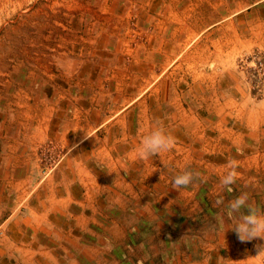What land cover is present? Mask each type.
I'll return each instance as SVG.
<instances>
[{
    "label": "rangeland",
    "instance_id": "obj_1",
    "mask_svg": "<svg viewBox=\"0 0 264 264\" xmlns=\"http://www.w3.org/2000/svg\"><path fill=\"white\" fill-rule=\"evenodd\" d=\"M198 3L199 0H0V43L8 54L0 64V120L4 107H10L11 114L13 108H24V103L35 105L50 98L69 105L88 99L95 105L102 100V107L107 105L108 110L111 101L112 106H118L124 86L130 90L141 82V50L151 48L152 38H157L160 45H165L168 38L176 39L182 32L172 30L170 25L195 12ZM159 61L164 67L162 59ZM236 65L251 98H264V49L256 48L241 56ZM118 69L122 73H115ZM183 70L177 77H187L188 82L199 77L190 63ZM30 80L37 81L35 87L29 85ZM39 82L48 90L40 89ZM73 87L75 92L71 91ZM88 90L91 94H87ZM56 94H60L58 98ZM40 95L45 98L41 100ZM144 97L139 99L140 115L146 113ZM203 112L207 113L191 112L199 122L191 132L180 120L164 125L175 138L171 151L147 160L121 159L119 167L113 164L117 169L112 174L96 175L100 187L94 192V201L91 195L88 200L87 192H81L84 205L92 204L82 210V217L89 222L77 227V231L76 227L64 226V243L70 249L79 247L77 254L63 256L64 264H73L69 258L78 259L77 264H226L230 258L221 253L215 256L216 248L227 246L229 253L234 249L248 254L253 244L260 260L244 264H264V240L241 242L226 216L224 227L217 225V217L225 214L227 203L241 193H248L249 202L264 210V139L262 144L239 150L231 141H224L230 134L222 132L236 128L233 112H225L224 122L215 111L204 122ZM103 116L101 112V119ZM109 129L110 135L116 136L121 127ZM97 134L102 138L104 127ZM141 135L139 130V142ZM230 160L239 162L238 178L228 192L220 186V174ZM182 170L199 172L207 179H194L186 188L174 189L172 178ZM219 196L224 203L217 205ZM71 235L79 238L73 240Z\"/></svg>",
    "mask_w": 264,
    "mask_h": 264
},
{
    "label": "crops",
    "instance_id": "obj_2",
    "mask_svg": "<svg viewBox=\"0 0 264 264\" xmlns=\"http://www.w3.org/2000/svg\"><path fill=\"white\" fill-rule=\"evenodd\" d=\"M170 26L182 33L176 39L168 38L165 45L152 38L151 48L141 50L140 84L137 82L130 90L124 86L119 105L112 106L111 101L110 110L107 105L102 107V100L95 105L90 99L69 105L54 98L35 105L24 103V108H13L11 114L10 107L2 108L0 264H64L63 256L77 254V245L70 249L64 243V226L76 227L77 231L89 222L82 217V210L92 204L84 205L81 192H87L88 200L91 195L94 201V192L100 187L96 175L112 174L115 166L122 164L121 159H137L134 149L139 144V130L143 132L155 124L164 128L180 120L191 132L199 125L191 112H207L203 114L204 122H208L207 116L215 111L224 122L225 112L231 111L236 128L222 131L230 134L224 141H231L239 150L262 144L264 135L259 133L264 132V98H251L236 64L241 56L256 48L264 49V0H199L195 12ZM2 48L0 43V64L8 55ZM158 56L164 67H160ZM189 63L199 74L196 83L182 75L177 77ZM28 83L35 87L37 81ZM39 85L45 88L42 82ZM87 94H91L89 90ZM56 95L58 98L60 94ZM142 95L146 113L140 115ZM75 110L88 113L79 115ZM65 111L70 113L63 115ZM108 111L113 114L107 115ZM217 124L221 125L220 120ZM117 125L120 134L110 135L109 127ZM101 127L102 138L97 134ZM85 134L93 137L85 138ZM255 245L248 254L234 249L229 253L227 246L216 248L215 256L221 253L230 258L226 264L256 262L260 256L255 254ZM69 260L73 264L79 261Z\"/></svg>",
    "mask_w": 264,
    "mask_h": 264
},
{
    "label": "clouds",
    "instance_id": "obj_3",
    "mask_svg": "<svg viewBox=\"0 0 264 264\" xmlns=\"http://www.w3.org/2000/svg\"><path fill=\"white\" fill-rule=\"evenodd\" d=\"M89 137H93V135L85 134V138ZM174 144L175 138L167 133L162 125L155 124L142 132L140 142L134 149V154L137 159L147 160L151 156H159L162 153L171 151ZM237 166L235 160H230L220 174V186L228 192L232 191L231 185L238 178ZM194 179L206 181L207 177H202L199 172L182 170L173 176L172 187L174 189L186 188ZM215 203L217 205L223 204V197L219 196ZM225 216L233 222L231 229L237 233L241 242L251 241L254 238L264 240V210L249 202L248 193H241L227 203L225 214L217 217L218 227H224ZM261 251H264V249Z\"/></svg>",
    "mask_w": 264,
    "mask_h": 264
}]
</instances>
